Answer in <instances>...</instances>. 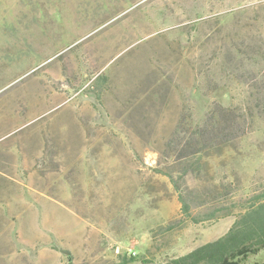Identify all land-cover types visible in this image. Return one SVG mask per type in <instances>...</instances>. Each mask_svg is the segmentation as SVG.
I'll return each instance as SVG.
<instances>
[{"label": "rangeland", "instance_id": "1", "mask_svg": "<svg viewBox=\"0 0 264 264\" xmlns=\"http://www.w3.org/2000/svg\"><path fill=\"white\" fill-rule=\"evenodd\" d=\"M263 187L264 0H0V264H161Z\"/></svg>", "mask_w": 264, "mask_h": 264}, {"label": "trees", "instance_id": "2", "mask_svg": "<svg viewBox=\"0 0 264 264\" xmlns=\"http://www.w3.org/2000/svg\"><path fill=\"white\" fill-rule=\"evenodd\" d=\"M221 109L218 114V123L214 124V126L208 122L203 126L198 125V131L195 135L208 140L209 135L214 131L222 132L229 130L230 127L226 122L224 128H221L224 121H220L222 120L220 118H223V116H228L226 112L229 109L226 107H222ZM198 155H200V150L192 148L188 153L180 155L178 159L180 161L185 160L186 165L192 167L191 169L194 170L196 165L202 164L199 157L196 162ZM167 175L179 191L182 211L185 216L193 220H200L192 216L191 205L181 193L180 180L170 172H167ZM215 213L212 211L207 217H217L218 215ZM171 227V225L168 226V229ZM262 250H264V187L260 192H256L254 196L247 199V203L244 204L241 212L236 216L233 224L224 235L216 240L199 245L188 253L168 259L161 264H264V259L255 260L254 262L248 261L250 257L258 255ZM137 257L139 256L136 252H131L129 258L124 257L123 264L134 262L138 259Z\"/></svg>", "mask_w": 264, "mask_h": 264}, {"label": "built area", "instance_id": "3", "mask_svg": "<svg viewBox=\"0 0 264 264\" xmlns=\"http://www.w3.org/2000/svg\"><path fill=\"white\" fill-rule=\"evenodd\" d=\"M130 251H132V250H130ZM132 253H135V251H134V252H132Z\"/></svg>", "mask_w": 264, "mask_h": 264}]
</instances>
